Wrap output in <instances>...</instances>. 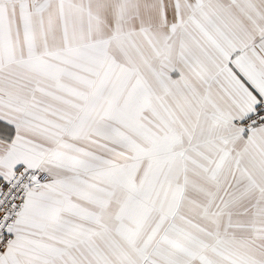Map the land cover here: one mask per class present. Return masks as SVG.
<instances>
[{
    "label": "snow or ice",
    "instance_id": "obj_1",
    "mask_svg": "<svg viewBox=\"0 0 264 264\" xmlns=\"http://www.w3.org/2000/svg\"><path fill=\"white\" fill-rule=\"evenodd\" d=\"M0 264H264V0H0Z\"/></svg>",
    "mask_w": 264,
    "mask_h": 264
}]
</instances>
